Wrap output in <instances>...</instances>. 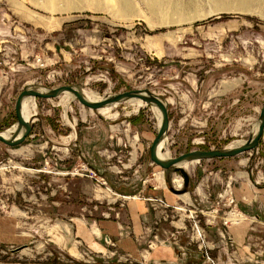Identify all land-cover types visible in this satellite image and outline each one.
<instances>
[{
  "label": "rangeland",
  "instance_id": "1",
  "mask_svg": "<svg viewBox=\"0 0 264 264\" xmlns=\"http://www.w3.org/2000/svg\"><path fill=\"white\" fill-rule=\"evenodd\" d=\"M263 11L264 0H0V133L17 125L28 87L78 86L158 97L172 159L247 142L264 108ZM63 96L34 99L26 140L0 142V264H137L108 236L103 252L72 228L65 240L77 220L98 233L91 225L121 218L132 230L136 203L146 256L169 247L183 264H264V212L233 191L241 174L264 187V133L251 151L185 166V186L151 160L150 105L98 112ZM234 212L246 219L227 221Z\"/></svg>",
  "mask_w": 264,
  "mask_h": 264
},
{
  "label": "crops",
  "instance_id": "2",
  "mask_svg": "<svg viewBox=\"0 0 264 264\" xmlns=\"http://www.w3.org/2000/svg\"><path fill=\"white\" fill-rule=\"evenodd\" d=\"M233 181L237 182L238 185V188L233 190L235 192L234 195L238 200L243 202L242 205L249 210H251L253 206V208L258 212H264V187H259L256 191H253L250 182L244 174L238 175L236 179H233ZM159 188L162 190V186ZM143 210L144 207L142 203H136L134 205V219L132 220L133 228H130L132 230H129V228L125 226L126 222L122 221L121 218L112 220L116 222L105 220L91 225L92 227H97L98 225L100 226L98 228V233L93 230H89L86 226L87 223L83 220H77L75 227L68 226L67 228V235L65 237L66 243L74 241L72 232L71 234L69 232V229L72 228V231L75 229V235H77L84 244L88 245L90 249L96 252H103L107 250V247L102 241L103 239L106 240L108 236L112 242L116 244L119 252L131 255L137 264H183L185 258L177 255L175 250L169 247L158 248L157 250L148 253L147 256L141 252L143 249H141L137 243V237H139L143 232L138 213ZM244 229L245 226L242 225L234 229V243L236 242L238 245L241 244L242 239H244L246 235V231ZM130 234L132 236H130ZM70 237L71 240L69 241ZM142 258L144 259V262Z\"/></svg>",
  "mask_w": 264,
  "mask_h": 264
},
{
  "label": "bare ground",
  "instance_id": "3",
  "mask_svg": "<svg viewBox=\"0 0 264 264\" xmlns=\"http://www.w3.org/2000/svg\"><path fill=\"white\" fill-rule=\"evenodd\" d=\"M264 13V11H263ZM263 18H264V15H262ZM74 89L77 93H79V95L82 97V99L86 102V103H89V104H92V105H100L102 103H104V105L102 106H99V108L96 109L99 110L98 112H104L105 109H107L108 107H111L117 103H122L124 101H127V100H130L131 104L135 103V101H142L144 102L145 104L147 105H150L152 107V110L154 111L156 117H157V120H158V131L161 129V127L163 126V123H164V117H163V114L160 110V108L156 105V104H148L147 102L139 99V98H135V97H131V98H123L122 100L120 101H115V97L116 96H108L107 98H101L100 96H98L97 94L95 93H88L86 92L84 89H82L81 87H75L74 86ZM24 91H27V94L24 95L23 97H21L20 99V106L18 108V111L20 113V116H21V119L27 124V125H32V118L35 116L34 115V111H35V101L34 99H36L31 93H39V94H42V95H50V94H53V90H48L46 88H43V87H28L27 89H25ZM146 94V93H145ZM143 94V95H145ZM60 95H64L63 99H71V101H74L75 99L78 100V98L71 92L67 91V90H62L61 93L59 94ZM58 96V97H59ZM79 101V100H78ZM64 106V109L66 110L67 109V104L64 103L63 104ZM260 124H261V114H260V119L258 120V123H256L254 125V128H253V131H252V137L251 139H254L258 133V130H259V127H260ZM169 127V126H168ZM26 131V127L20 123L17 122V125H14L12 126L11 128L3 131L0 133V135L7 141L9 142H12V141H18L25 133ZM167 131L168 129L165 131L164 135L162 136V138L160 139L159 143L157 144L156 148H155V156L157 158V160L161 163H168L170 162L171 160H173L169 153H164L163 152V149L164 147L166 146V142H167V139H166V134H167ZM248 142V141H247ZM245 141H242V142H235L234 144L230 145L227 149H224L225 151H231L233 149H236V148H240V147H243L244 145H246ZM197 161H200L192 156H189L187 158H185L184 160L180 161L179 163H177L175 166H173L174 168H180V169H183L185 166L189 165L191 162H197ZM161 168V167H160ZM185 171V170H184ZM177 185L178 187L181 186V181L180 180H177ZM237 214L236 212L234 213H230L229 215V218L227 221L231 222L232 220L235 222V225L240 223L241 220L243 219H246L244 217V215L242 214H239L238 216L235 215Z\"/></svg>",
  "mask_w": 264,
  "mask_h": 264
},
{
  "label": "water",
  "instance_id": "4",
  "mask_svg": "<svg viewBox=\"0 0 264 264\" xmlns=\"http://www.w3.org/2000/svg\"><path fill=\"white\" fill-rule=\"evenodd\" d=\"M62 90H67L71 93H73L79 100V102L82 105L87 106L88 108H92V109H97L99 108V106L104 105V103L100 104V105H92L89 103H86L82 97L79 95V93H77L74 89V86H66V87H62V88H58L53 90V94L50 95H42L39 93H31L35 98H43V99H49V98H55L58 97L59 94L61 93ZM146 93V94H145ZM27 94V91H23L21 93V95L19 96L17 102H16V106H15V115H16V119L18 120V123L24 125L26 127V131L24 133V135L18 140V141H12L9 142L7 140H5L1 135H0V142L7 145V146H18L20 144H22L26 138L29 136L30 130H31V126L27 125L20 116V113L18 111V108L20 106V99L21 97H23L24 95ZM145 94V95H143ZM131 97H137L145 102H147L148 104H156L164 117V123L163 126L161 127V129L157 132V135L152 143L151 146V150H150V155H151V160L153 163H155L157 166L161 167L162 169H170L173 166H175L177 163H179L180 161L184 160L185 158L192 156L198 160H205V159H222V158H231L234 156H237L239 154L251 151L253 149L256 148V146L259 143V140L261 139L263 133H264V108L261 111V124L258 130V133L256 135V137L254 139H250L246 145H244L243 147L240 148H236L233 149L231 151H225V150H220V151H199V152H192V153H188L185 155H182L176 159L171 160L168 163H161L157 160L156 156H155V148L157 146V144L159 143L160 139L162 138V136L164 135L165 131L168 129L169 126V119H168V111H167V106L165 103H163L158 97H155L151 94H149L148 92H140V91H132V92H127L124 94H120V95H116L115 97V101H120L123 98H131ZM175 172H179L182 174L183 179H184V185L186 186L189 183V176L188 174L180 168H175Z\"/></svg>",
  "mask_w": 264,
  "mask_h": 264
}]
</instances>
